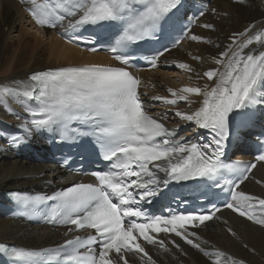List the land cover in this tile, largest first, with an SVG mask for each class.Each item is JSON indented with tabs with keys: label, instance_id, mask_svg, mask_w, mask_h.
<instances>
[{
	"label": "snow or ice",
	"instance_id": "snow-or-ice-1",
	"mask_svg": "<svg viewBox=\"0 0 264 264\" xmlns=\"http://www.w3.org/2000/svg\"><path fill=\"white\" fill-rule=\"evenodd\" d=\"M21 3L27 5L26 11L36 25L59 28L69 43L86 39L82 33L92 30L89 43L106 41V50L119 66L48 68L32 72L25 81L0 87V106L20 120L11 107L13 99L19 100L27 114L19 125L26 136L48 132L58 137V142L82 147L85 152L88 147L85 141L90 139L102 159L109 163L107 171L92 173L95 183H73L51 195L13 193L21 218L43 217L49 224L66 226L65 235L83 229L93 230L94 235L84 238L76 235L52 248L9 247L0 243V254L8 257L11 264H129L128 257L135 255L145 264H155L141 241L166 248L165 240L159 239V234L164 233L198 249L211 264H245L221 250L207 251L196 242L200 237L192 229L218 218L221 208L217 205L212 204L208 210L177 211L169 204L166 215H153L144 205L169 194L173 184H191L188 191L199 196L231 185L224 188L230 192V199L223 208L264 227V198L238 190L257 167L256 163L241 170L242 162L228 164L223 159L233 117H239L243 123L252 112L264 109V28L253 34L250 25L230 37L231 43L212 58L216 67L203 72V78L213 82L211 86L168 89L169 96L153 97L171 106L173 115L185 125L192 124L194 130L212 134L208 143H200L184 136L177 139L181 126L168 127L167 112L157 118L146 111L139 92L141 81L129 71L135 59L133 54L142 44L158 40L172 26L184 0H21ZM204 15L200 12L201 17ZM193 22L189 20V24ZM202 27L211 29L214 25L206 23ZM186 32L190 41L211 43L191 33L190 28ZM179 44L180 40H176L173 47ZM168 51L164 48L156 53L148 61L150 66L155 68L158 58ZM192 59L203 62L199 55ZM176 66L194 71L186 62ZM197 78H201L199 74ZM192 96L202 97L194 110L182 111L177 107L181 102L195 103L190 99ZM24 142L22 135L8 137L9 145ZM260 143L264 145V138ZM255 159L264 162V152ZM237 172L234 180L225 179L227 174ZM170 200L178 206L188 204V199L179 192H171ZM228 232L236 235L232 228ZM170 243L179 248L175 240Z\"/></svg>",
	"mask_w": 264,
	"mask_h": 264
},
{
	"label": "bare ground",
	"instance_id": "bare-ground-1",
	"mask_svg": "<svg viewBox=\"0 0 264 264\" xmlns=\"http://www.w3.org/2000/svg\"><path fill=\"white\" fill-rule=\"evenodd\" d=\"M208 8L203 17H200L191 33L200 35L206 42L190 41L186 37L174 49L161 56L154 69L138 71L141 79L139 92L145 105V109L159 118L168 114L165 121L168 127L180 125L177 139L181 136L188 140L200 143H208L211 133L207 130H194L192 124L185 122L173 115L174 109L162 102L155 101L154 96H169L168 89H180L184 86H198L202 89L207 84L211 86L207 78H203V72L214 68L213 57H217L221 51L231 43L230 37L234 33L243 32L250 25L253 34L264 28V0H197ZM247 2V6L243 3ZM27 5L17 0H0V87L11 86L13 83L25 81L27 74L44 68L80 64H114L107 55L96 52L87 53L77 47L64 42L58 36V30H42L36 27L26 11ZM216 12L213 13L212 9ZM210 23L213 28L202 27ZM19 27V29H17ZM36 39L31 40L30 36ZM247 36V34H246ZM255 46V45H254ZM235 47V46H234ZM258 47V46H257ZM199 55L201 61H195L192 56ZM186 62L194 69L193 72L179 69L176 65ZM197 74L201 78H197ZM195 103L189 105L181 102L177 107L180 110H194L199 106L202 97L192 96ZM13 111L20 116L7 112L0 106V200L3 201L2 191L12 188L27 186L29 190L39 188L49 189L52 184H66L74 179L75 175L58 169L50 162L40 163L35 161L34 152L23 148L13 149L6 143L5 129L18 128L27 115L23 112L19 100L11 101ZM264 109H257L246 117L241 123L239 117L233 119L242 127L243 138L232 147L236 151L240 149L246 155L237 152V157L251 158V150L248 148V140H254L253 132L257 128L253 125L264 120ZM250 117H254V123L250 124V130L245 128V123ZM38 155L46 160L49 158V148L45 145L40 132L28 136ZM20 155L17 156L16 154ZM34 162V167L29 168V163ZM261 183H257V181ZM240 191L264 198V164H258L239 187ZM2 211L0 210V213ZM216 219L199 226L197 231L201 248L207 251L221 250L237 260H244L245 264H264V227L256 225L246 219L234 215L228 210L217 213ZM232 228L236 233L233 236L228 232ZM67 236V235H66ZM58 229L46 226L29 225L20 219L4 218L0 216V240L27 247H43L53 245L64 238ZM166 248L149 247V252L154 258L155 264H211L198 249L172 237L179 248L170 243V239H164ZM207 241V243H205ZM244 245H247L245 247ZM185 253V256L182 255ZM137 264H145L136 256H130Z\"/></svg>",
	"mask_w": 264,
	"mask_h": 264
},
{
	"label": "rangeland",
	"instance_id": "rangeland-1",
	"mask_svg": "<svg viewBox=\"0 0 264 264\" xmlns=\"http://www.w3.org/2000/svg\"><path fill=\"white\" fill-rule=\"evenodd\" d=\"M256 1H258V0H255V2H256ZM243 4H244L245 6H247V2H246V3L244 2ZM17 29H19V27H17ZM30 39H31V40H34V39H36V36H35V38H34V37H32V35H31V36H30ZM34 162H35V161H34ZM34 162H33V163L30 162V163L28 164V165H29V168L32 169V168L34 167V166H33V165H34ZM44 162H45V161H41L40 163H44ZM182 255L185 256V253H182Z\"/></svg>",
	"mask_w": 264,
	"mask_h": 264
}]
</instances>
